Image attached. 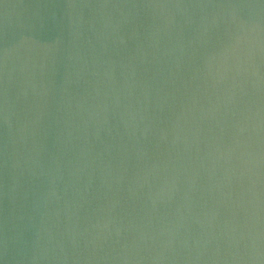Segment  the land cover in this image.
<instances>
[{
	"label": "water",
	"instance_id": "95a60500",
	"mask_svg": "<svg viewBox=\"0 0 264 264\" xmlns=\"http://www.w3.org/2000/svg\"><path fill=\"white\" fill-rule=\"evenodd\" d=\"M0 264H264V0H0Z\"/></svg>",
	"mask_w": 264,
	"mask_h": 264
}]
</instances>
